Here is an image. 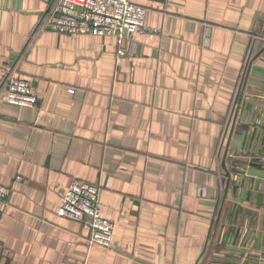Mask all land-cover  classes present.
<instances>
[{"label": "crops", "instance_id": "1", "mask_svg": "<svg viewBox=\"0 0 264 264\" xmlns=\"http://www.w3.org/2000/svg\"><path fill=\"white\" fill-rule=\"evenodd\" d=\"M55 1L0 0V94L37 96L0 101V264H264V0H131L160 35L122 57L41 31ZM73 179L108 249L58 216Z\"/></svg>", "mask_w": 264, "mask_h": 264}, {"label": "built area", "instance_id": "2", "mask_svg": "<svg viewBox=\"0 0 264 264\" xmlns=\"http://www.w3.org/2000/svg\"><path fill=\"white\" fill-rule=\"evenodd\" d=\"M146 12L145 7L135 5L131 0H56L39 29L71 37H113L118 46L117 55L122 57L125 54L122 44L133 40L150 43L160 35V29L146 24ZM0 101L33 108L37 96L29 81L14 78L0 94ZM9 192L8 187L0 184L1 206L6 204ZM98 197L97 186L73 179L61 195L57 214L87 226L89 245L108 249L113 242L114 225L102 216Z\"/></svg>", "mask_w": 264, "mask_h": 264}, {"label": "water", "instance_id": "3", "mask_svg": "<svg viewBox=\"0 0 264 264\" xmlns=\"http://www.w3.org/2000/svg\"><path fill=\"white\" fill-rule=\"evenodd\" d=\"M226 177H227V181H226V189H225V193H226V191H227V187H228V182H229V174L227 173L226 174ZM211 243H212V241H211ZM211 243H210V245H211ZM206 257H207V255L205 256V258L203 259V261H202V264L205 262V259H206Z\"/></svg>", "mask_w": 264, "mask_h": 264}, {"label": "trees", "instance_id": "4", "mask_svg": "<svg viewBox=\"0 0 264 264\" xmlns=\"http://www.w3.org/2000/svg\"><path fill=\"white\" fill-rule=\"evenodd\" d=\"M5 91V90H4Z\"/></svg>", "mask_w": 264, "mask_h": 264}]
</instances>
